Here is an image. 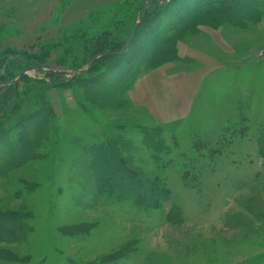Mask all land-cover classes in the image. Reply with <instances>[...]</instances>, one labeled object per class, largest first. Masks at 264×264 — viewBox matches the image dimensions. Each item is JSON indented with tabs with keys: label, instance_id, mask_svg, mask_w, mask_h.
I'll list each match as a JSON object with an SVG mask.
<instances>
[{
	"label": "rangeland",
	"instance_id": "rangeland-1",
	"mask_svg": "<svg viewBox=\"0 0 264 264\" xmlns=\"http://www.w3.org/2000/svg\"><path fill=\"white\" fill-rule=\"evenodd\" d=\"M8 1L12 7L15 0ZM99 1L56 3L65 25L102 10L60 42L33 37V49L23 51L37 59L25 64L28 80L21 83L12 63H4L14 55L0 53V215H19L32 228L20 241L0 243L8 252L0 264L264 261V3L179 0L144 21L148 0L110 10ZM199 27L216 43L208 34L196 38ZM192 39L191 51L209 64L202 72L219 69L201 80L183 123L175 124L172 107L162 125L130 103L128 89L176 61L177 42ZM98 45L105 53L95 56ZM84 48L92 49L89 65L71 69ZM59 61L65 69L57 70ZM193 72L181 69L178 76L187 81ZM52 73L67 85L56 88ZM116 140L135 150L125 142L118 155ZM147 180L170 191L158 209L136 197L143 192L133 184L147 189ZM9 224L0 220V229Z\"/></svg>",
	"mask_w": 264,
	"mask_h": 264
},
{
	"label": "crops",
	"instance_id": "crops-1",
	"mask_svg": "<svg viewBox=\"0 0 264 264\" xmlns=\"http://www.w3.org/2000/svg\"><path fill=\"white\" fill-rule=\"evenodd\" d=\"M23 1L24 0H15L12 2L13 6L7 8L6 5L10 2L8 0H0V52L9 48L17 50L32 48L36 44V42L33 43V37L37 42L39 39L60 40L66 34H69L79 23L81 24L89 20L93 11L102 10V8H94L85 14L81 11L83 16L78 19V24L65 25L63 24L64 12H59V7L56 5L59 0H56L53 4H39L37 0H30L31 2L33 1V7L25 5V3H22ZM80 1L85 0H77V2ZM140 1L101 0L99 2L105 4L106 7L104 8L110 10L120 5H131L135 2L140 3ZM75 3L74 1L70 6H74ZM51 5H56L57 8L55 7L53 10ZM53 21L57 23L53 25ZM262 25V28H264V23ZM199 32L200 34H198L196 38L200 39L202 36L208 34L213 39L214 43H216L213 35L209 31H206L205 27H199ZM194 39L191 40V45L190 43L179 42L176 61L158 70L141 75L129 91L128 96L131 104L138 108H145L149 113L153 114L157 122H162V125H165L164 120L167 116L168 109L172 107L177 116V118L175 117L177 120L175 124L183 123V120H185V118L187 119L191 111H193L195 96L199 90L201 80L209 75V73L212 74L213 71L219 69L218 67L206 73L202 72L209 64L191 51L193 49ZM215 45L220 48L219 44ZM198 52L200 55L202 54L199 50ZM194 63L196 66H192ZM184 64H186L187 67H185ZM180 68L187 73L190 68L195 72L190 73V79L184 81L178 76V72L181 70ZM196 70H199L197 74ZM156 78H158V81L156 80L154 82ZM168 85L172 88H166ZM179 88H183V91H180ZM261 256L260 254L259 257ZM259 262L257 264H264V261Z\"/></svg>",
	"mask_w": 264,
	"mask_h": 264
},
{
	"label": "trees",
	"instance_id": "trees-1",
	"mask_svg": "<svg viewBox=\"0 0 264 264\" xmlns=\"http://www.w3.org/2000/svg\"><path fill=\"white\" fill-rule=\"evenodd\" d=\"M178 1L179 0H164L163 3H160L159 0H148V5L144 6L143 9H142V12L145 14V15L144 14L142 15V16L145 17L144 18V21L147 20V19H149V18H151V17L153 19L154 16L156 15V13L157 14L158 13L159 14L163 13L171 5L176 4V2H178ZM263 3H264L263 0H259V2L257 4H260L262 6ZM240 8H245L246 10H248L247 6L244 5V4H242V7H240ZM249 9H251V7H249ZM210 13L211 14H214V13H212V11ZM217 14L219 15V17H222L225 14V12H223V13L222 12L215 13V15H217ZM60 41L61 40H59V42ZM92 41H95V40H92ZM59 45L60 44L57 45V49L55 48L56 50H59L60 49ZM177 46H178V42H177V45H176V55L178 53ZM99 47H101V46L98 45L95 48V51H96V49H99ZM30 49H33V47L32 48H29V49H26V50H30ZM6 51H9V53H11L12 55L15 56V57H13L11 59L8 58V60L4 61V63H8L10 61L9 62V65H10V63H12L13 70L15 71V72H12L11 73L12 76H16V74L21 75L25 70L29 69L30 66L29 67H26V65H25L28 61H31L32 62L33 59H35V61L37 60L36 57L33 58V55L31 57V55L30 54H27V52H23L25 50H17V49L9 48V49H5V50L1 51L0 53L2 54L4 52H6ZM14 51H19V52L18 53H15ZM67 51L68 50H66V52ZM90 52L92 53V49H91V51H89V48L82 49L81 50V53H83V56H81V57L79 56V57L72 58V60H71V66L72 67H70V68L71 69H75V70L76 69L77 70L82 69L81 66L82 65L84 66L85 64H88L89 61H90V59L93 58V56L90 59L88 58L87 55H88V53L90 54ZM104 53H105L104 51H96V52H94L95 56L96 55H99V54L103 55ZM74 54H73V56H75ZM122 55L123 54H119V53L117 54L116 53V54H113L111 56L112 57H119V56L122 57ZM107 57H109V56H107ZM177 57H178V55H177ZM100 59H102V57ZM2 61H3V59H2ZM2 61H0V63ZM60 61L57 62V65H56L57 66V70H63L66 67V65H64V63L61 64L62 62H60ZM165 61L168 62L170 60H167L166 59ZM42 65L44 66L46 64H42ZM160 65H162V64H160ZM95 66H96V63H94L93 67H95ZM93 67H92V69L89 72L85 73V75H83V76L86 77L89 73H91V71L93 70ZM52 76L55 78L54 84H55L56 88H58V87H65L67 85L63 81V80H65L64 79L65 77L62 74L52 73ZM83 76L80 77V78H84ZM139 77H137V79ZM137 79L135 81H132L131 86H130V88L128 90H130L134 86V84L137 81ZM26 80H28V78L26 76H24L20 82L22 83V82H24ZM11 86H9V88H11ZM0 90H1V88H0ZM116 101H118V100H116ZM125 142L128 143L125 140H123V142H120L119 140H116L114 142L113 146H115V151L118 153V155H122V153H124L123 150L126 151V149H125L126 148L125 147ZM147 144H150V142H148ZM127 147H128V149H131L132 150V148H133V150H135V146H134V144L132 145V143H128V146ZM153 148L155 149L156 146H153ZM101 150H107V148L103 147V148H101ZM109 169L110 170L112 169L114 171L116 168L113 167V166H111ZM147 182H148V185H147L148 188L147 189H143L142 188V184L140 186H136L135 184H133V186H134L135 189L138 187L137 189L139 191L141 190V192H143L142 194L139 193V196H136L137 199L139 200L138 202L141 203V204H149L151 206H152V203L156 202L157 205L154 207V209H158V207H160L158 204H161V202L163 200L165 202H167L169 200L170 191L168 189H166V188L162 189L160 182L153 181V180H147ZM174 208H175V206L172 207L171 217L169 218V221H172L171 218H172V212H174ZM173 215H176L175 212L173 213ZM0 220L1 221H9V223L11 221V224H9V227L3 226L2 229H0V243H3V242L12 243L13 240L15 242L16 241H20V239L24 236L22 231H24V233H27V232H29V230L32 229L29 225H27L26 223L23 222V219L20 218L19 215H16V214L11 215V216H9V215H3V216L0 215ZM16 231H18V232H16ZM3 233H5L7 235L6 238L3 237ZM7 255H8V252L6 251V249H4V247H0V256L7 257Z\"/></svg>",
	"mask_w": 264,
	"mask_h": 264
},
{
	"label": "water",
	"instance_id": "water-1",
	"mask_svg": "<svg viewBox=\"0 0 264 264\" xmlns=\"http://www.w3.org/2000/svg\"><path fill=\"white\" fill-rule=\"evenodd\" d=\"M138 30H139V25L135 28V31H134V33H133V36L131 37V39L129 40V43H128V45L132 42V40H133V37L137 34V32H138ZM101 56H98V57H96L95 59H93V63L97 60V59H99ZM54 68H56V66H48V67H39L38 69H48V70H53ZM32 70H35V69H32ZM28 72H31V69H27V70H25L21 75H20V77H19V81H21L22 80V78L25 76V75H27L28 74ZM86 73V72H85ZM84 73V74H85ZM83 74V73H82ZM4 85H12V84H14L13 82H7V83H3ZM2 85V84H1ZM0 85V86H1Z\"/></svg>",
	"mask_w": 264,
	"mask_h": 264
}]
</instances>
